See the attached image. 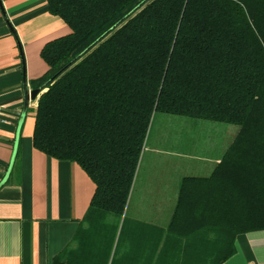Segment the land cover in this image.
<instances>
[{
	"label": "trees",
	"instance_id": "obj_1",
	"mask_svg": "<svg viewBox=\"0 0 264 264\" xmlns=\"http://www.w3.org/2000/svg\"><path fill=\"white\" fill-rule=\"evenodd\" d=\"M47 4L70 34L42 50L33 144L95 184L84 243L117 264L135 237L127 206L161 113L239 132L210 176L182 177L166 227L137 224L145 262L225 264L238 236L264 231V0Z\"/></svg>",
	"mask_w": 264,
	"mask_h": 264
},
{
	"label": "crops",
	"instance_id": "obj_2",
	"mask_svg": "<svg viewBox=\"0 0 264 264\" xmlns=\"http://www.w3.org/2000/svg\"><path fill=\"white\" fill-rule=\"evenodd\" d=\"M68 34L66 24L49 13L47 0H0V264H112L111 246L82 240L95 184L78 165L50 158L33 144L44 92L26 103V90H34L49 70L41 56L45 45ZM238 132L226 127L222 147L204 151L206 158L190 154L186 171L178 166L177 180L164 185L170 189L153 183L143 194L132 192L126 217L135 237L117 264H146L137 224L166 227L182 177L210 176ZM225 264H264V231L238 236L236 254Z\"/></svg>",
	"mask_w": 264,
	"mask_h": 264
},
{
	"label": "rangeland",
	"instance_id": "obj_3",
	"mask_svg": "<svg viewBox=\"0 0 264 264\" xmlns=\"http://www.w3.org/2000/svg\"><path fill=\"white\" fill-rule=\"evenodd\" d=\"M229 126L158 113L141 155L133 191L143 194L153 183L160 189H170L164 185L177 180L178 166L186 171L190 154L206 158L204 151H217L226 140L223 131ZM220 127L222 132L218 131Z\"/></svg>",
	"mask_w": 264,
	"mask_h": 264
},
{
	"label": "water",
	"instance_id": "obj_4",
	"mask_svg": "<svg viewBox=\"0 0 264 264\" xmlns=\"http://www.w3.org/2000/svg\"><path fill=\"white\" fill-rule=\"evenodd\" d=\"M40 95L39 90H32L28 91L26 90V103H28L30 100L35 101Z\"/></svg>",
	"mask_w": 264,
	"mask_h": 264
}]
</instances>
